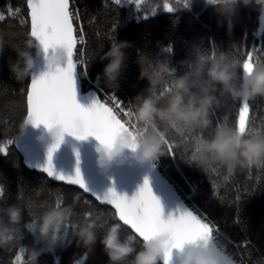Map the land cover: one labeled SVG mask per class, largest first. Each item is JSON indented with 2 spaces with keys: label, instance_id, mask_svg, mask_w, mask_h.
Instances as JSON below:
<instances>
[{
  "label": "trees",
  "instance_id": "trees-1",
  "mask_svg": "<svg viewBox=\"0 0 264 264\" xmlns=\"http://www.w3.org/2000/svg\"><path fill=\"white\" fill-rule=\"evenodd\" d=\"M168 1L177 8L175 12L159 13L147 18L139 13L138 20H135L129 17L128 9L119 5L116 12L112 13L111 10L115 7L112 0H70L69 10L71 11L74 5L84 18L83 27L88 33L87 48L92 54L86 69H83L85 72V79L81 83L83 93L94 91L103 100L104 96L100 94V90H103L105 93L113 94L124 104L132 102L133 111L134 106L149 94V89L153 98L157 99V105L163 106L171 95L172 82L183 78L188 91L183 96L182 103L187 109L194 106L190 101L198 94L200 86L206 81L205 72L212 60H220L222 64H227L234 74L233 83L237 86L241 84L242 74L235 67L238 57L235 51L229 53V50L233 46L238 50L241 44L245 50L251 48L264 50V27H261L257 10L251 4L242 7L237 3L231 15L225 17L217 11L216 6L208 4L207 0H188L187 7H183V0ZM24 3L25 0H0V10L21 6ZM105 4L108 8L104 7ZM147 14L149 12L144 15ZM109 15H115L116 18L111 39H109ZM79 27L78 24L77 30ZM23 33L24 29L19 25V20L15 23L10 20L0 23V41H2L0 46V146H3L8 139L19 138L21 113L26 111V102L21 96V89L28 84L29 78L23 84H18L8 71L9 65L17 62V53H28L34 57L33 41ZM119 42H127L129 47L123 49L120 74L115 83L109 87L102 75V69L108 61H101L100 56L108 51L111 44ZM27 43H32L33 47H27ZM169 47L171 51H165ZM213 51L216 52L214 57ZM139 57L144 58L145 68L150 75L159 73L162 68L173 72L174 75L171 78H166L168 89L166 93L161 94L162 78L154 85L150 84L148 79L138 78L139 67L136 61ZM256 62H264V57H258ZM197 69H199L198 75ZM215 95L222 106L209 110L208 119L211 127L203 131L205 136L203 139L211 138L217 127H228L224 124L217 125V123L226 115L231 118L235 113V106L239 104V101L236 104L228 101L219 86L216 87ZM249 104L251 108L249 123L253 131L264 132V99L257 98L255 101H249ZM202 129L197 136L201 134ZM192 149L194 150V145ZM154 163L172 185L173 183L181 184L187 191L183 184L185 179L189 185L195 187L199 192V195L195 197V203L201 209L205 207L204 201L210 200L207 211L210 213L211 221L217 224L222 234L214 233L216 242L219 240L225 245L222 251L232 255L237 262L243 259L245 264H254V262L264 264V174L256 169H253L251 173L237 170L231 176H227L224 169L204 172L194 162L182 160L179 150L177 157L173 158L165 154ZM226 176L227 179H225ZM213 181L217 184V196L211 198ZM258 184L261 187H258L251 196L244 197L237 214L235 206L230 204V201L234 199L235 189ZM0 187L4 188V196L0 197V209L14 204L21 208L19 225L23 236L21 246L41 252L37 264H78L82 258H84L82 264H106V257L102 252L99 239L109 224L118 222L110 217L111 209L98 205L96 201L76 188L54 183L43 174L28 170L23 165L14 143L8 148L6 155H0ZM177 193L179 194L178 190ZM75 194L81 196L77 203L72 202ZM57 195L62 198L63 207L72 209L67 224H74L75 229L73 234L69 229L68 234L65 235L64 230L67 224L63 225L60 229L62 245L48 253L44 251L47 245L41 244L36 230L39 227V218L44 211L53 206L57 209L61 208L55 204ZM181 198L184 200V196ZM85 201H92L93 207L90 211ZM187 201L185 202L191 207L193 201ZM29 204L40 207L37 216L30 215ZM81 213L83 214L80 215ZM85 213H91L93 218H97L98 223L97 241L88 249L79 246L76 240V232L80 225L87 222ZM30 223L34 225L31 230L28 227ZM0 225L7 226L6 217L2 214H0ZM119 235L122 240H126L132 233L122 226ZM245 240L249 245L245 246ZM130 243L134 249L139 250L142 242H138L134 237ZM238 244H241V248L239 254H236L235 246ZM85 254H87L86 258ZM13 255V249L0 251V264H10ZM22 259L27 262L26 255ZM157 264H160L159 261Z\"/></svg>",
  "mask_w": 264,
  "mask_h": 264
},
{
  "label": "clouds",
  "instance_id": "clouds-1",
  "mask_svg": "<svg viewBox=\"0 0 264 264\" xmlns=\"http://www.w3.org/2000/svg\"><path fill=\"white\" fill-rule=\"evenodd\" d=\"M237 3L242 7L251 4L260 16H264V0H217L214 6L222 16L228 17ZM27 47L32 48V43H27ZM127 47H129L127 42L113 43L108 51L100 56L101 61H108L102 69V75L109 87L120 74L123 49ZM65 60V49L57 47L47 57L46 63L49 68L57 69L63 66ZM136 63L139 67L138 78L148 79L153 85L159 82L158 72L150 75L145 68L146 62L143 57H139ZM33 66L32 55L17 53V62L10 64L8 71L15 82L23 84L29 78ZM196 74H199V69ZM205 75L206 81L190 101L194 106L187 109L182 103L183 96L188 91L183 78L172 82L171 95L163 106L157 105V99L153 98L149 89V94L134 106L131 119L126 122L131 131H121L110 146L99 145L97 148L95 164L98 171L103 173L110 166L121 165L126 161L137 165L156 161L165 155L164 140L169 131L198 135L206 126L209 110L222 106L215 95L217 86L232 104L244 100L249 102L257 98L264 99V62H255L245 70L239 86L233 83L234 74L229 66L222 64L220 60L210 61ZM29 125L32 126L22 121L18 129L19 134L22 135L25 127ZM45 131L52 145L58 140L61 141L65 133L59 125L45 128ZM126 152L128 155H125ZM195 156V160L189 157V161L194 162L199 168L222 167L227 176H231L237 170L259 169L264 167V133L245 135L240 128L217 127L211 138L200 141ZM0 214L6 217L7 223V226L0 225V251L23 247L27 256L26 264H37L41 252L21 246L23 239L19 227L21 208L14 204L0 209ZM71 214L72 209L67 206L59 209L53 206L42 213L36 235L42 245H47L45 252L51 253L62 245L60 229L68 223ZM85 216L87 222L80 225L76 232V240L79 246L88 249L97 241L98 223L97 218H93L91 213H85ZM121 228L120 222H113L99 239L106 264H157L165 251L171 249L170 235L167 232H160L144 240L139 250H136L130 243L134 239L133 235H129L126 240L120 238ZM176 251L177 264H234L232 255L214 245L204 246L199 242H189Z\"/></svg>",
  "mask_w": 264,
  "mask_h": 264
},
{
  "label": "snow or ice",
  "instance_id": "snow-or-ice-1",
  "mask_svg": "<svg viewBox=\"0 0 264 264\" xmlns=\"http://www.w3.org/2000/svg\"><path fill=\"white\" fill-rule=\"evenodd\" d=\"M120 2L121 0H112V4L115 6L111 10L112 13L116 12ZM126 2L142 11V0H126ZM207 3L216 5L217 0H207ZM69 5L70 0H25V3L21 6L14 8L7 7L6 10H0V23H5L9 20L15 23L16 20H19V25L24 29L23 34L39 42V48L45 60L57 47H63L66 51V60L62 67L51 69L46 65L48 71L38 78L31 79L30 83L21 89V96L26 102V111L21 113L22 121L30 123L32 127L43 125L45 128H48L52 125H59L64 132L77 140H84L91 136L100 145L108 147L118 133L125 130L131 131L129 124L126 122L131 119L133 105L132 102L124 104L114 95L105 93L103 90H100V94L104 96V99L102 100L94 96L89 108H82L75 102L73 70L76 64H79L82 69H86L92 54L87 48L88 33L83 27L84 18L74 5L70 11ZM187 5L188 0H183V7H187ZM104 7L108 8V5L105 4ZM176 10L177 8L168 2L163 4V11L165 12L172 13ZM155 11V8L150 9V15H146L145 18L153 15ZM108 19L110 21L109 39H111L116 25L115 15H109ZM260 21L261 27H264V16H260ZM78 24L80 25L79 30H77ZM165 51L170 52L171 47L165 49ZM233 51H235L238 57V62L235 66L236 70L238 69L242 75L249 65L256 62L258 57H264V50L260 48L245 50L243 44H241L238 50L233 46L229 50V53ZM215 54L216 52L213 51V57ZM74 56L77 57L75 63L73 62ZM157 75L159 78H162L163 87L161 94H164L168 91L166 78H171L174 74L162 68ZM250 112L249 102L246 100L240 101L235 106L234 115L231 118L226 115L217 125L224 124L228 127L240 128L245 135H252L256 132L253 131L249 123L251 119ZM230 119L231 123H229ZM209 127H211L210 121L207 119L206 126L202 129L199 136L169 131L164 140L165 154L175 158L179 150L182 160L190 162L189 157H191V160H195L197 146L205 138L203 131ZM16 140L8 139L3 146H0V155H6L8 148ZM59 144L60 141L58 140L48 149L49 162L40 171L44 172L50 179L66 185L76 186L82 193H87L91 197H94V200L99 202L100 205H109L111 210H114L110 211V217L120 222L122 226H126L138 242L147 240L160 232H167L172 239V246L170 250L165 251L162 258L163 264H169L172 249H178L194 240L207 244L213 241V233L222 235L217 224L211 221L210 213L207 211L210 207V200L206 199L204 201V209H201L195 203V197L199 195L196 188H193L190 193V198L193 201L190 211H184L182 215H179L175 219H172L170 216L167 220H162L160 204L152 195L147 179H145L143 185L131 199H126L123 196H117L112 189H108L103 194L90 191L82 182L78 169L73 176L69 177L54 174L50 160L52 153ZM192 145H194V150L192 149ZM221 169L223 168L213 166L203 169V171L211 172ZM252 170L247 169L245 171L251 173ZM256 170L264 174V167ZM225 179L227 178L225 177ZM216 187L217 184L213 181L211 185V198L217 196ZM258 187H261V185L244 186L243 189L237 187L235 189L234 199L230 201V204L235 206L237 214L244 197L251 196L256 192ZM3 196L4 188L0 187V197ZM80 199V194H75L72 202L77 203ZM85 203L88 206V211H90L93 207L92 201H85ZM55 204L57 207H63V200L59 195L56 197ZM39 211L40 207H33L29 204V213L32 217L37 216ZM28 227L31 230L34 228V225L30 223ZM69 229L73 234L75 225L72 223L65 225V235L68 234ZM244 244L245 246L249 245L247 240L244 241ZM235 247L236 254H239L241 244ZM13 252L14 255L10 259V264H26L22 259L25 255L23 247H15L13 248ZM84 257L86 258L87 254ZM83 259L78 264H82ZM234 264H245V261L243 259L239 262L235 260ZM254 264H258V262H254Z\"/></svg>",
  "mask_w": 264,
  "mask_h": 264
},
{
  "label": "water",
  "instance_id": "water-1",
  "mask_svg": "<svg viewBox=\"0 0 264 264\" xmlns=\"http://www.w3.org/2000/svg\"><path fill=\"white\" fill-rule=\"evenodd\" d=\"M30 39L34 44V66L30 73L28 83H30L31 79L38 78L48 71L46 67L47 60L43 58V54L39 48V42L35 39ZM74 58L75 56L73 57V62ZM73 90L75 102L82 108H89L93 102L94 96L99 98L94 91L83 93L82 84L77 76L76 67L73 70ZM99 145V142L91 136L84 140H77L65 132L61 138L60 144L51 155L50 163L53 173L69 177L73 176L78 169L82 182L90 191L103 194L107 192L108 189H112L117 196H123L126 199H131L143 185L145 179H147L152 195L160 204L162 220H167L170 216L172 219H175L179 215H182L184 211L191 210L180 198L173 185L164 178L154 162L137 165L134 162L126 161L121 165L110 166L103 173L98 171L95 160L97 156L96 150ZM51 146L52 142L48 139L43 125H37L36 127L29 125L25 127L23 134L14 142V147L21 157L23 165L28 170L35 171L44 176H46V174L40 171V169L49 162L48 149ZM125 155H128V153L126 152ZM77 161H79V163H77ZM48 179L54 183L63 184L54 179ZM63 185L81 191L76 186ZM83 194L94 200V197H91L89 194ZM97 203L100 205L99 202ZM100 206L111 209L109 205ZM123 227L127 229L126 226ZM192 242H199L204 246L214 245L216 247L213 241L207 244L197 240ZM158 261L160 264H163L162 258ZM169 264H177L176 249L171 250Z\"/></svg>",
  "mask_w": 264,
  "mask_h": 264
},
{
  "label": "rangeland",
  "instance_id": "rangeland-1",
  "mask_svg": "<svg viewBox=\"0 0 264 264\" xmlns=\"http://www.w3.org/2000/svg\"><path fill=\"white\" fill-rule=\"evenodd\" d=\"M165 2H168L169 3L170 1H168V0H142V5H141L142 11L136 9L134 5L128 4L126 2V0H121L119 6L124 7V8H126V9L129 10V17L130 18L135 19V20H138L137 15L139 13L140 14H143V17L145 18L146 15H144V14H146V12L147 13L149 12V14H150V9H153V8H155L156 11L151 16H155V15H157L159 13H169V12L163 11V4ZM149 14H147V15H149ZM183 180H184L183 181V184L188 189L187 191L182 188L183 185H181V184H179V185H176L175 184L174 185V183H173V185L175 186L176 191L178 190L179 191V194L181 196H184V200H190L191 201L190 193H191L192 189L195 188V187H192L191 185H189V183L187 182V180H185V179H183ZM180 190H182L183 192L180 191ZM217 244H218L217 246H219V247H221L223 249L225 248V245L222 242H220L219 240L217 241Z\"/></svg>",
  "mask_w": 264,
  "mask_h": 264
},
{
  "label": "built area",
  "instance_id": "built-area-1",
  "mask_svg": "<svg viewBox=\"0 0 264 264\" xmlns=\"http://www.w3.org/2000/svg\"><path fill=\"white\" fill-rule=\"evenodd\" d=\"M76 60H77V58L75 57V58H74V62H76ZM76 68H77V76H78L79 80H80L81 83H82V81L85 79V72H84V70L81 68V66H80L79 64H76ZM180 197H181V196H180ZM213 242H214V244L216 245V247H217L218 249H220L221 251L223 250V248L217 246L218 244H217V242H216V240H215V235H214V233H213ZM234 262H235V261H234Z\"/></svg>",
  "mask_w": 264,
  "mask_h": 264
},
{
  "label": "bare ground",
  "instance_id": "bare-ground-1",
  "mask_svg": "<svg viewBox=\"0 0 264 264\" xmlns=\"http://www.w3.org/2000/svg\"><path fill=\"white\" fill-rule=\"evenodd\" d=\"M95 88V87H94ZM95 90L97 91V89L95 88ZM99 92V91H98ZM186 202H188L187 200H185ZM184 200H183V202L187 205V203L185 202ZM188 206V205H187ZM190 209H191V207L190 206H188ZM230 247V246H229Z\"/></svg>",
  "mask_w": 264,
  "mask_h": 264
}]
</instances>
